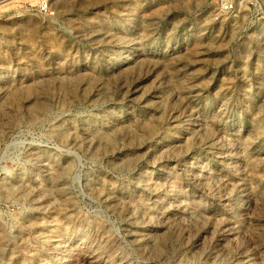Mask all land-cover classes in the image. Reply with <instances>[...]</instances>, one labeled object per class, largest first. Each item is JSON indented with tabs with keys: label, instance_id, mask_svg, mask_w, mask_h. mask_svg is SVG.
Wrapping results in <instances>:
<instances>
[{
	"label": "rangeland",
	"instance_id": "rangeland-1",
	"mask_svg": "<svg viewBox=\"0 0 264 264\" xmlns=\"http://www.w3.org/2000/svg\"><path fill=\"white\" fill-rule=\"evenodd\" d=\"M39 1L0 2V264H264V0Z\"/></svg>",
	"mask_w": 264,
	"mask_h": 264
},
{
	"label": "built area",
	"instance_id": "built-area-1",
	"mask_svg": "<svg viewBox=\"0 0 264 264\" xmlns=\"http://www.w3.org/2000/svg\"><path fill=\"white\" fill-rule=\"evenodd\" d=\"M250 0H214L215 18L234 12L239 4ZM37 9L39 12L48 14L50 12L48 3L45 0H40Z\"/></svg>",
	"mask_w": 264,
	"mask_h": 264
},
{
	"label": "bare ground",
	"instance_id": "bare-ground-1",
	"mask_svg": "<svg viewBox=\"0 0 264 264\" xmlns=\"http://www.w3.org/2000/svg\"><path fill=\"white\" fill-rule=\"evenodd\" d=\"M2 1H5V0H1L0 2H2Z\"/></svg>",
	"mask_w": 264,
	"mask_h": 264
}]
</instances>
